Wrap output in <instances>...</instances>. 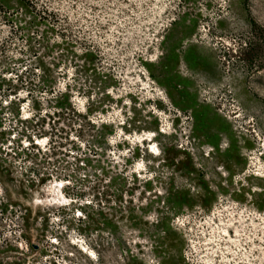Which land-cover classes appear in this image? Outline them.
Wrapping results in <instances>:
<instances>
[{"label":"rangeland","instance_id":"rangeland-1","mask_svg":"<svg viewBox=\"0 0 264 264\" xmlns=\"http://www.w3.org/2000/svg\"><path fill=\"white\" fill-rule=\"evenodd\" d=\"M0 264H264V0H0Z\"/></svg>","mask_w":264,"mask_h":264},{"label":"trees","instance_id":"trees-1","mask_svg":"<svg viewBox=\"0 0 264 264\" xmlns=\"http://www.w3.org/2000/svg\"><path fill=\"white\" fill-rule=\"evenodd\" d=\"M169 53H173V50L171 49ZM174 59L175 60L177 59L176 54L174 55ZM191 59L193 60L192 61L193 65L204 66V64L201 63V61L197 57L192 56ZM173 67H170L167 64H163V69L166 70L167 72H169ZM166 80L174 84V88L178 90L179 95L182 98V100L183 98H187V95L189 96V94L184 89L180 88V85L183 84V82L182 81L179 82L178 77L176 79V78H173V76H171V77H168ZM189 98H191V96H189ZM207 109H208L207 106L199 105L194 99L192 100L191 105L185 106L183 110L192 111V116L194 117L195 122L200 125L202 129L201 130L202 136L206 140L207 144L214 147V149L218 152L221 134L228 130V125L226 124L224 120H222L219 116L215 114L212 115V117H210Z\"/></svg>","mask_w":264,"mask_h":264}]
</instances>
